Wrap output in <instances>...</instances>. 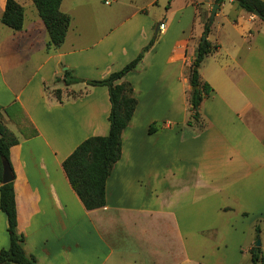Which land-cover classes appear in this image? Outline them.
<instances>
[{
  "label": "crops",
  "instance_id": "1",
  "mask_svg": "<svg viewBox=\"0 0 264 264\" xmlns=\"http://www.w3.org/2000/svg\"><path fill=\"white\" fill-rule=\"evenodd\" d=\"M15 1L22 29L0 20V122L17 140L9 160L24 253L35 264H251L258 238L264 253V22L230 1L218 7L206 37L218 48L198 69L212 92L188 126L189 69L215 0H189L200 18L196 36L187 19L174 25L171 4L160 0H62L70 25L50 50L31 0ZM154 36L121 79L137 106L105 206L87 211L62 162L84 140L108 134L110 104L105 87L66 86L64 72L104 79ZM6 228L0 211V250L9 245Z\"/></svg>",
  "mask_w": 264,
  "mask_h": 264
},
{
  "label": "trees",
  "instance_id": "2",
  "mask_svg": "<svg viewBox=\"0 0 264 264\" xmlns=\"http://www.w3.org/2000/svg\"><path fill=\"white\" fill-rule=\"evenodd\" d=\"M225 1H230L249 14L257 11L260 15L259 19L264 22L263 1L215 0L214 2L220 6ZM31 2L48 35L46 49L59 48L65 40L70 25V17L60 11L62 0H31ZM0 20L4 26L13 31L21 30L23 26V8L15 0H6ZM210 26L211 22L207 19L202 33L204 40L202 41L201 38L189 69V85L190 87H196V89L189 92L188 103L191 115L187 121L188 126L199 123V106L202 100L212 92V88L206 82L201 81L198 72L202 61L218 48L217 45H212L206 39L210 32ZM154 42L155 36L150 39L148 44L132 61L104 79L81 81L72 76L69 71L64 72L66 86L84 82L91 87H105L110 104L108 134L104 137L95 136L84 140L62 162V169L72 190L87 211L105 206V185L113 165L121 155V134L128 126L137 106V101L133 97L132 86L128 82H121V79L135 69ZM54 95L60 101V91H54ZM154 130V127L151 126L148 132L151 133ZM15 144H17L15 137L0 122V211L5 215L7 221L6 230L9 240L8 248L0 250V264H35V259L24 253L22 247L24 237L17 232L13 171L9 160V150ZM2 160L7 163L12 175V181L7 184L1 183ZM250 253L251 264H264V258L258 248L253 247Z\"/></svg>",
  "mask_w": 264,
  "mask_h": 264
},
{
  "label": "rangeland",
  "instance_id": "3",
  "mask_svg": "<svg viewBox=\"0 0 264 264\" xmlns=\"http://www.w3.org/2000/svg\"><path fill=\"white\" fill-rule=\"evenodd\" d=\"M88 0H78V2H80L81 4H86ZM173 2V4H172ZM68 3L70 4H76L75 3V0H69ZM168 3L171 4V10L170 11H167L166 14L171 18L173 17L174 19V25L177 23V21H182L184 19H187L185 20L186 23L189 24V31L192 32L191 34L196 36L199 32V25H200V18L199 16L196 15V13H194V8L191 7V4L189 2V0H160V5L163 7L165 6V8L168 6ZM173 5V6H172ZM187 7H183V6H186ZM226 6L224 7V11L225 13L229 14V15H234L236 12L233 10V9H230V5L228 3L225 4ZM68 9H69V5H67ZM183 7V8H182ZM236 8V7H235ZM81 9L80 8H76L73 9L71 12L74 14V15H78L80 13ZM195 14V15H194ZM205 18H207L209 20V16L210 14H206L204 15ZM184 21V23H185ZM213 21V20H212ZM212 23V22H211ZM172 30L174 31H178L176 29V26L172 28ZM189 106L187 104V106L185 107V117H187L188 115L190 116L191 113H190V110H189ZM181 110V109H180ZM182 111V110H181ZM177 112H175V114H177ZM183 114V115H184ZM181 115V114H180ZM7 232V230H6ZM8 236V235H7ZM259 240L256 239V241ZM255 241V243H256ZM260 242V240H259ZM260 248V246H259ZM258 248V249H259ZM261 252V251H260ZM261 254L264 256V253L261 252ZM248 257L250 255V253H247ZM242 264H248L247 262H243Z\"/></svg>",
  "mask_w": 264,
  "mask_h": 264
},
{
  "label": "water",
  "instance_id": "4",
  "mask_svg": "<svg viewBox=\"0 0 264 264\" xmlns=\"http://www.w3.org/2000/svg\"><path fill=\"white\" fill-rule=\"evenodd\" d=\"M218 7H219V5H217V4L213 5L212 11H211L210 16H209V22H212ZM252 15L257 17V18L260 17V15H259V13L257 11H254L252 13ZM203 40L204 39H202V41ZM195 89H196V87H191V91L195 90ZM1 164H2L1 183L2 184H7L10 181H12V175H11V172H10V168H9V166L7 165V163L4 160L1 161ZM259 246H260V242H259V240H257L256 243H255V248H259Z\"/></svg>",
  "mask_w": 264,
  "mask_h": 264
},
{
  "label": "built area",
  "instance_id": "5",
  "mask_svg": "<svg viewBox=\"0 0 264 264\" xmlns=\"http://www.w3.org/2000/svg\"><path fill=\"white\" fill-rule=\"evenodd\" d=\"M162 29H163V26H162V25H160V26H159V30H162Z\"/></svg>",
  "mask_w": 264,
  "mask_h": 264
}]
</instances>
